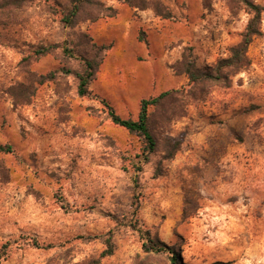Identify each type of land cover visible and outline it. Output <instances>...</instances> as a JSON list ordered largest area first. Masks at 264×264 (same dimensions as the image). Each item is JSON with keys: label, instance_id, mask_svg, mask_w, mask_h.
<instances>
[{"label": "rangeland", "instance_id": "obj_1", "mask_svg": "<svg viewBox=\"0 0 264 264\" xmlns=\"http://www.w3.org/2000/svg\"><path fill=\"white\" fill-rule=\"evenodd\" d=\"M148 1L84 3L68 26L71 0H0V143L12 146L0 151V264H170L139 229L181 264H264V0H251L261 14L247 67L200 83L176 63L215 69L249 7ZM64 41L100 62L85 96L80 57L34 53ZM167 91L149 107L157 149L144 151L106 104L137 119L142 99Z\"/></svg>", "mask_w": 264, "mask_h": 264}, {"label": "trees", "instance_id": "obj_2", "mask_svg": "<svg viewBox=\"0 0 264 264\" xmlns=\"http://www.w3.org/2000/svg\"><path fill=\"white\" fill-rule=\"evenodd\" d=\"M26 0H7L8 5H16L19 6L23 4ZM124 3H127L132 8H138V9H147L151 6V3L148 0H122ZM250 9L252 16L249 19L244 32L241 35V39L231 46L229 49V55L227 58H224L220 60L216 66L215 69L211 70L209 68H202L199 69L196 67V65L186 60V56L182 58L181 61L177 62L175 65V69L177 71H181L185 73L191 82L193 83H200L201 81H208V80H222V78L226 79V76H224V71L227 70L229 73L234 74L238 71L243 70L247 67L249 64L248 60V47L251 44L254 36L258 33L257 30V24L260 19L261 9L257 4H254L251 0H242ZM95 0H71V8L67 12H63L64 15V22L69 26L73 23V20L77 13L81 10L82 5L84 3H94ZM4 8V6L0 5V9ZM155 11L157 12V8H155ZM115 15V12L112 14H107V16L112 17ZM139 40H143V37L139 36ZM113 46V43H110L109 45L103 46V49L105 51H108ZM61 48L62 52L70 57H80L82 61L84 62V68L83 70L78 73L77 79H78V85H77V93L80 96H85L89 93V85L92 82V80L95 79V75L98 71L100 62L82 57L79 54H76L73 49L67 44L66 41H64L61 45L59 44H50V45H44L39 46L35 49L34 53L36 55L44 56L49 53H51L54 49ZM70 72V70H67ZM66 71V72H67ZM50 78L53 79L55 74L50 73ZM169 92H163L159 94L158 96L148 98V99H142L141 105H140V112L138 114L137 119H130V118H122L120 117L111 106L106 104V106L109 109V117L111 118L112 122L126 128L127 130L139 134L144 137L146 140V149L144 151L147 152H153L157 149V141L154 136V134L151 131L150 127V115H149V107L150 106H157L161 104V101L163 98L168 95ZM177 144V143H176ZM178 146V144H177ZM0 151L3 152H11L12 146L9 144H1L0 143ZM147 155L146 153H144ZM138 232L144 236L146 242L143 243V247L145 251H152V252H162L167 251L169 255L170 264H181L180 255L178 252L170 246H167L164 244V242L151 238L149 233L142 231L141 229L138 230ZM7 245L2 246V250L0 251V259L4 257L7 254ZM113 247L111 244L108 245V248L105 251L106 255L112 254ZM212 264H220V262H214Z\"/></svg>", "mask_w": 264, "mask_h": 264}]
</instances>
